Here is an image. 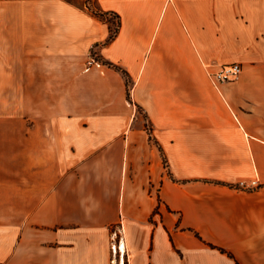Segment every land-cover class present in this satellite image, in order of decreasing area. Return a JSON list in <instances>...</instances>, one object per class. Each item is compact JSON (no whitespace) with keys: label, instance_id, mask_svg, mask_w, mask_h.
<instances>
[{"label":"crops","instance_id":"crops-1","mask_svg":"<svg viewBox=\"0 0 264 264\" xmlns=\"http://www.w3.org/2000/svg\"><path fill=\"white\" fill-rule=\"evenodd\" d=\"M77 1H0V264H264V0Z\"/></svg>","mask_w":264,"mask_h":264},{"label":"built area","instance_id":"built-area-1","mask_svg":"<svg viewBox=\"0 0 264 264\" xmlns=\"http://www.w3.org/2000/svg\"><path fill=\"white\" fill-rule=\"evenodd\" d=\"M91 65L98 66V63L93 59H90V61H88L87 67ZM210 68L211 67H206L207 75L211 83L215 86L222 83H232L236 81L242 73V67L239 64L221 65L216 70H210Z\"/></svg>","mask_w":264,"mask_h":264},{"label":"trees","instance_id":"trees-1","mask_svg":"<svg viewBox=\"0 0 264 264\" xmlns=\"http://www.w3.org/2000/svg\"><path fill=\"white\" fill-rule=\"evenodd\" d=\"M119 25H120V23H119V21H118L117 26H116V27L112 30V32L110 33L107 42L111 41V40L116 36ZM104 64L107 65V66L112 67L113 69H115V70H117V71H119V72L123 75V77H124V79H125V82H126V86H127V88H128V90H127L128 93H127V94H128V98H129V87H130V85H131V80H130L129 75L126 73V71H124L122 68H120V67L117 66V65H114V64L109 63V62H104ZM137 110H140V109L137 107ZM148 131H150V129H148ZM149 134H150V133H149ZM150 139H151V135H150ZM221 251L224 252L223 250H221Z\"/></svg>","mask_w":264,"mask_h":264},{"label":"rangeland","instance_id":"rangeland-1","mask_svg":"<svg viewBox=\"0 0 264 264\" xmlns=\"http://www.w3.org/2000/svg\"><path fill=\"white\" fill-rule=\"evenodd\" d=\"M1 1V0H0ZM2 1H12V0H2ZM71 2L73 3V4H76V5H78L79 4V1H77V0H71ZM88 8H90L89 6H88ZM140 114H142V112H141V110H137ZM144 116V115H143ZM115 228H112L111 230H112V235L114 234V230ZM113 248V247H112Z\"/></svg>","mask_w":264,"mask_h":264}]
</instances>
